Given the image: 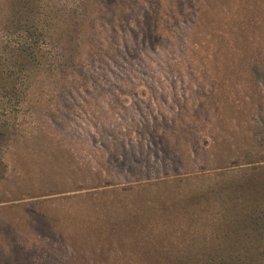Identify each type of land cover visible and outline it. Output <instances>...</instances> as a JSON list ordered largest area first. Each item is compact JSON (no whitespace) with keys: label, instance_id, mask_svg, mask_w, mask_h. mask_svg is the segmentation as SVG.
Segmentation results:
<instances>
[{"label":"rangeland","instance_id":"obj_1","mask_svg":"<svg viewBox=\"0 0 264 264\" xmlns=\"http://www.w3.org/2000/svg\"><path fill=\"white\" fill-rule=\"evenodd\" d=\"M200 1L184 0V18L167 27V60L144 37L141 10L129 21L115 11L113 21L95 20L84 58L74 52L57 66L63 52L50 55L54 87L38 80L26 102L0 111V264H209L246 256L223 243L213 194L201 189L215 186L213 157L196 174H163L188 156L208 159L203 148L226 140L216 133L230 127L246 123L263 140L264 70L250 84L242 80L250 72L232 69L239 56L223 67L232 49L228 56L221 39L229 48L240 43L228 28L231 15L221 6L217 18L204 11L198 18ZM8 2L0 0V22ZM163 31L155 21L154 33ZM218 70L228 74L224 93ZM230 100L241 123L224 114ZM159 141L172 148V162ZM185 190L198 191V202L185 203Z\"/></svg>","mask_w":264,"mask_h":264},{"label":"trees","instance_id":"obj_2","mask_svg":"<svg viewBox=\"0 0 264 264\" xmlns=\"http://www.w3.org/2000/svg\"><path fill=\"white\" fill-rule=\"evenodd\" d=\"M183 1L152 0L155 8H146L140 0H10L6 5L8 17L0 22V111H14L21 99L26 102L32 95V85L38 80L49 88L54 87L56 76L52 71L55 66L50 63V55L56 51L63 52L55 58L57 66H63L74 52L84 58L85 49L93 45L87 39L95 20L104 17L113 21L117 16L115 11H121L124 20L129 21L141 10L144 13V37L151 38L153 53L158 52L161 61L167 60L162 51V42H170L167 27L180 23L181 17L185 16ZM146 3L149 4V1ZM221 6H225L224 13L227 16L231 15L228 18L231 35L236 42H240L229 48L227 39H221L226 54L232 56L223 67H228L235 55L239 56V66H233L232 69L250 72L251 77L242 80L251 84L254 81L253 74L264 70V0H203L199 2L198 18L203 11L206 16L217 18L215 12ZM133 21L139 23L140 19L136 17ZM155 21L164 30L161 35L154 33ZM132 22L129 27L134 26ZM75 35L79 38H74ZM76 45L78 50L74 49ZM126 54L129 55L128 52ZM138 56L139 52L136 51L135 58ZM213 65L216 66V63ZM227 77L228 74L218 70V78L223 83L220 84V92L222 88L223 93L226 92L230 83ZM236 102L230 100L223 106L224 111H227L225 116L233 117L232 121L237 117L229 106L232 110L239 108ZM238 121L242 122L240 119ZM243 125L216 133L218 138L226 140L218 142L217 139L213 146L207 144L203 154L208 159L203 162H194L188 156L187 164L179 162L177 168L174 166L172 171L163 172L165 176H168V172L177 176L178 170L185 171V175L196 174L200 169H210L209 159L214 158V164L218 166L214 170L219 172L218 178L213 176L215 186L201 189L213 194L209 197L214 198L212 205L223 226L220 235L223 243H228L230 251H245L247 254L215 259L209 264H264V133L260 141L261 132L256 127L246 123ZM157 148L168 158L167 163L173 161L169 157L173 153L169 144L160 142ZM210 177L203 176V179ZM191 191L184 192H187V204L198 202V191ZM206 200L208 204L211 202L209 198ZM204 209H207L206 202Z\"/></svg>","mask_w":264,"mask_h":264}]
</instances>
